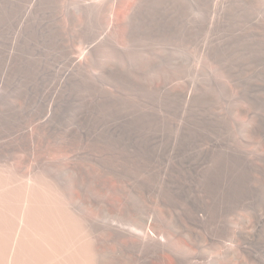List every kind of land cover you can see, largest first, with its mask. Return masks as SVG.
<instances>
[{
  "label": "rangeland",
  "instance_id": "374dc122",
  "mask_svg": "<svg viewBox=\"0 0 264 264\" xmlns=\"http://www.w3.org/2000/svg\"><path fill=\"white\" fill-rule=\"evenodd\" d=\"M19 148L109 263L148 220L179 264H264V0H0V170Z\"/></svg>",
  "mask_w": 264,
  "mask_h": 264
},
{
  "label": "bare ground",
  "instance_id": "6f19581e",
  "mask_svg": "<svg viewBox=\"0 0 264 264\" xmlns=\"http://www.w3.org/2000/svg\"><path fill=\"white\" fill-rule=\"evenodd\" d=\"M27 151L19 157L15 151L17 163L0 170V264H117L106 261L98 247L95 224L76 212L79 200H73L70 188L65 190L67 199L57 181L33 174ZM84 205L91 207L87 200ZM119 223L107 227L110 236L123 239L125 246L137 252L132 264H179L172 232L151 229L148 220L127 226ZM146 249L150 257H143Z\"/></svg>",
  "mask_w": 264,
  "mask_h": 264
}]
</instances>
